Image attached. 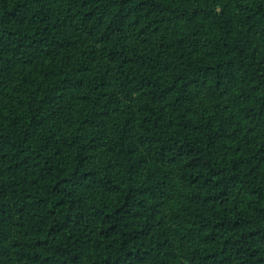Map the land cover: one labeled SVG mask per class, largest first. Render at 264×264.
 I'll return each mask as SVG.
<instances>
[{
  "label": "trees",
  "instance_id": "1",
  "mask_svg": "<svg viewBox=\"0 0 264 264\" xmlns=\"http://www.w3.org/2000/svg\"><path fill=\"white\" fill-rule=\"evenodd\" d=\"M0 264H264V0H0Z\"/></svg>",
  "mask_w": 264,
  "mask_h": 264
}]
</instances>
